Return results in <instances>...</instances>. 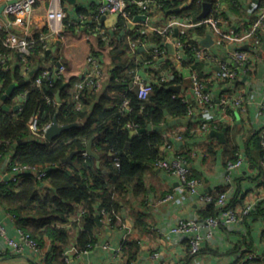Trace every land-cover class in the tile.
<instances>
[{
    "label": "trees",
    "instance_id": "16d2710c",
    "mask_svg": "<svg viewBox=\"0 0 264 264\" xmlns=\"http://www.w3.org/2000/svg\"><path fill=\"white\" fill-rule=\"evenodd\" d=\"M193 0L187 7L175 11L187 0H157L161 6L160 11L164 16H192L198 22L202 11V3ZM49 0H43L47 5ZM225 6L218 8L220 17L227 20V10L239 13L238 7L232 0H221ZM213 6L216 1H212ZM172 11L169 13L168 11ZM130 18L145 13L136 5L131 4L126 9ZM84 9H77L79 14H88ZM147 16H153V12H146ZM92 14L90 22L86 25L89 31L94 32V27L100 23ZM255 15L243 22V27L252 23ZM65 20V29L74 31V25H69ZM208 24L200 23L192 28L189 40L196 45L193 35L203 36ZM106 29V28H105ZM140 27L132 29L127 27L123 17L119 18L116 29L109 34V59L105 64L101 85L93 89H84L80 93L79 101L81 109H77L73 97V84L79 77H71L67 83L64 78L55 79L51 82L44 79L40 86L36 84L39 74L45 70H52L61 61L59 39L56 38L53 45H57L53 55L46 57L44 45L46 41L39 39L41 33H46L47 26L41 29H33L28 39L34 40L31 52L26 59L34 64V72H29L25 77L21 72L22 61L16 49L5 45L4 41L9 36L7 28L0 29V54L16 56V64L9 62L7 66L0 63V102L8 107L5 110L0 107V159L12 151L11 164L46 166L57 164V168L50 169L45 179V185L30 175H23L17 183L12 181L0 182V207L9 213L15 220L17 228L24 234L32 237L38 245L44 249L47 246L41 264H68L65 254L66 248L75 240L78 251L87 249L95 242V233L98 222L104 214L110 219L111 226H117L118 216L121 211V198L129 190L137 196H145L147 188L145 175L155 160L164 156L163 150L165 139L158 131L151 128L159 126L168 116L181 118L186 116L187 107L182 102L180 94L190 87V79L185 78L178 70L172 57L167 55L163 60L157 61L152 53L150 45L140 52V59L131 51L128 37L160 45L164 38L157 32L140 35ZM107 30V29H106ZM124 34L121 35V32ZM99 38V45L105 42ZM97 55L96 52L92 53ZM185 58L180 65L184 68H195L201 78L204 77L202 68L203 61L194 58L192 48L184 49ZM45 58L50 59L49 66L41 63ZM142 70L152 82V90L146 99H139L137 85L134 83L133 72ZM166 74V80L161 76ZM264 79V78H263ZM14 86L11 94L5 100H1L7 89ZM240 84H238L239 86ZM173 86H181V93L172 89ZM222 88L224 84L220 85ZM210 89L211 86L207 85ZM59 93L61 104L55 102L56 94ZM23 96L22 99L20 97ZM127 101L129 111L121 109L122 103ZM19 103L18 109H13ZM90 109V112L88 110ZM57 113V121L60 125L77 123L78 126L65 131L55 140L38 141L28 139L31 135L29 120L37 117V129L40 133L43 128L53 121ZM128 122L138 126L142 131L136 137L130 139L131 131L125 128ZM197 123L189 122L186 130L181 132L184 138L190 137L196 130ZM226 128L227 135L232 128L220 123L218 130ZM260 132L254 130L245 141L246 154L253 165H258L264 158V152L260 145ZM92 139V149L99 155L100 166L96 165L95 158L90 155L84 156L88 141ZM227 142L228 139L226 138ZM130 143L127 147V143ZM252 144V149L249 145ZM216 140L210 138L206 144L207 154H213ZM235 150L236 148H232ZM74 153L71 163L64 164L62 161L70 153ZM189 152L176 153L190 162ZM232 152V156H233ZM114 157L120 160L119 166L114 164ZM233 157H236L235 155ZM230 158V157H229ZM261 173L264 168L259 166ZM264 176V175H263ZM194 176L189 173L188 178ZM226 190L219 187L212 195L216 199L219 194ZM235 198L229 201L228 206L233 208ZM83 213L76 216L78 207ZM218 209L214 203L207 204L200 211V217L206 219L215 217ZM255 219L264 216V209L255 211ZM244 216L245 218H247ZM145 227L146 224L139 225ZM49 246L51 247L49 249ZM189 248V247H188ZM140 246L135 240H127L122 245L123 264L136 260ZM186 262L191 261V255ZM69 260V259H68Z\"/></svg>",
    "mask_w": 264,
    "mask_h": 264
},
{
    "label": "crops",
    "instance_id": "0c3cea01",
    "mask_svg": "<svg viewBox=\"0 0 264 264\" xmlns=\"http://www.w3.org/2000/svg\"><path fill=\"white\" fill-rule=\"evenodd\" d=\"M60 1L67 13V23L75 27L73 32L65 29L58 42L60 43L62 62L66 67L65 78L79 77L85 68L87 56L93 52L97 53L103 63L108 64L110 62L109 46L107 43L100 46L99 36L96 32L89 31V27L86 28V25L91 21L89 18L91 0ZM47 6L48 4L42 3L34 8L28 21L31 27L41 29L46 26ZM245 6L246 3H243L238 7L239 13L228 9L225 23L230 26H238L247 16ZM78 8L88 11V14L77 13ZM3 22L9 34L17 37L23 35V29L13 24L10 19L7 18ZM144 23L147 26L158 23L163 25V22L155 17L148 18L147 22H137L136 27H142ZM123 34L124 32H121V35ZM51 43L49 53L53 54L57 45H53L55 41ZM213 49V52L219 53L221 56L225 52L221 48L214 47ZM11 59L13 60V58ZM48 64L50 63L48 62ZM213 70L214 68L208 65L203 67L205 76L210 75ZM261 78L253 88H250L246 83H241L237 87L246 91L247 102L244 103L245 109L243 111L239 108H232L231 117H227L219 106H215L211 113L206 115L207 118L220 121L232 128L228 135L226 128H223L225 129V141L223 143L210 134L197 133L196 130L190 137L184 138L182 142L173 140L174 135L186 130L190 121L197 123L186 116L181 118L168 116L165 122L151 128L162 135L167 134L169 140H172L174 149L166 151L165 157L172 159L176 153L189 152L190 174L194 176L193 178H198L201 181L198 192L190 194L179 182L177 175H170L163 169L151 166L145 175L147 188L145 196L137 197L131 190L125 193L121 198L122 208L118 216L117 226H110L103 216L99 220L95 242L91 248L79 252L75 246V240H73L65 250L70 264H122V260L115 251L124 240H135L140 246L134 264H192L191 261L186 262L189 257L186 240H181L178 236L173 235L170 232L171 227L181 218L197 219L202 222L203 218L200 217V211L206 207L201 199L202 196L212 194L219 187L226 186L224 162L229 157L234 158V155L246 152L245 141L249 135L254 130L264 128V110L258 114L256 106L252 104V102L264 103V68ZM237 88L230 86L224 93L233 97L240 90ZM189 90L190 88L183 90V92H187L188 97L191 96ZM219 90L221 89L219 88ZM213 91L218 96V90L214 89ZM1 105H3L2 102H0ZM222 130L217 131L221 132ZM210 138H214L218 144L215 146L213 154L205 153L206 144ZM234 147L235 150L232 149ZM249 148L252 149V144L249 145ZM232 152L234 153L233 156ZM247 159L248 163L244 164L241 169L234 171L231 186L225 188L229 189V200L235 198V201L232 202L234 210L239 213L244 206L248 205L251 206L252 210L245 220L244 217H241L231 229L221 228L216 231L211 239L204 241L198 257L200 264H264V216L254 220L255 211L264 209V184L262 183L264 173H261L259 168V166L264 168V158L259 166L253 165L249 157ZM8 161L9 155L0 159V182L7 177L6 164ZM169 193L173 194V199L160 204L159 199ZM78 209L76 216H79L81 212L80 206ZM142 223L146 226H139ZM0 224L4 227L8 237L15 240L20 238V232L14 218L1 207ZM208 230L206 226L202 227L203 234ZM105 244L108 245V248L103 247ZM47 248L48 243L43 249V255ZM154 253H158L159 257L153 258ZM250 255H255L257 258L249 259ZM39 259V256L28 247L22 253H13L7 247L3 237L0 236V264H41Z\"/></svg>",
    "mask_w": 264,
    "mask_h": 264
},
{
    "label": "built area",
    "instance_id": "2783aa9c",
    "mask_svg": "<svg viewBox=\"0 0 264 264\" xmlns=\"http://www.w3.org/2000/svg\"><path fill=\"white\" fill-rule=\"evenodd\" d=\"M206 0L197 1L202 3ZM211 2V9L209 14L206 17L201 18L198 22H195L190 15L177 16L169 15L164 16L160 11V5L157 0H91L89 6L90 11L89 16L92 14L97 22L100 21L95 27L94 32L108 44L109 34L113 33L116 29L117 24L108 29L104 27L101 22V17H109L112 14H118L119 18L123 17L127 23L132 20L129 17L126 9L129 5L134 4L139 9L146 12H153V16H147L145 13L139 15L147 16V20L152 18H159L163 25L160 23L156 25L147 26L146 23L140 27L138 33L140 35L148 34L150 32H157L162 35L164 38L163 42L158 44H153L148 42V40H139L132 37H128V42L131 48V51L136 54V58L140 59V53L138 52L139 48H146L147 46L151 47V53L153 57L157 60H163L167 55L174 58L180 64L181 61L185 58L184 49L192 48L194 58L197 61H203L205 66H211L214 68L213 72L210 75H204L203 78L199 76L198 71L195 68L186 67L190 70V94L188 97L187 92L181 93L180 86V97L182 102L186 104L187 111L186 117L190 120H195L197 122L196 132L202 134H209L210 131H217L220 121L209 119L206 117L215 106H219L227 115L231 117L232 108H239L241 111L245 109L244 103L246 100V91L245 89L237 88L238 84L244 83L243 78L246 80V84L250 88L255 87V85L260 81L258 77L259 64L262 63L264 66V50L262 49L263 39H264V0H232L233 4L241 2V4L246 3L245 14L248 18L245 17V20H242L238 26H230L225 23V21L220 17V12L218 8L225 6L221 0H209ZM212 1H216L213 6ZM43 0H0V5L5 4V7L2 11L4 18H0V29L6 27L3 22L7 18L10 21L21 27L23 29V35L17 37L13 34H9L7 39L4 41L5 45L16 49L19 53V58L22 61L21 72L25 77H28L29 72H34V64L26 59L31 52L32 45L34 40L28 39L30 32L33 29H40L36 27H31L28 23L31 12L37 6L41 5ZM203 9V7H202ZM202 12V11H201ZM201 14V13H200ZM254 14L256 19L250 23L247 28L243 27V22L249 19V16ZM67 19V13L61 6L60 0H49L48 6L46 8V26L48 30L46 33H41L39 39L41 41H46L44 49L46 50V57L51 55L47 53L50 51L52 41L56 38L60 39L64 30H65V20ZM144 21V22H147ZM206 23L208 28L206 33L203 36H198L197 34L193 35V39L196 40V45L191 43L189 40L190 33L189 31L197 26V24ZM136 26V25H135ZM31 30L29 31V28ZM129 28V27H128ZM177 30V35L174 36V32ZM124 32V31H122ZM207 34L211 35L213 44L210 47H204L200 44L199 40L206 37ZM167 44H171L173 47V53L169 52ZM214 47L224 49L225 52L221 56L219 53H215ZM246 47V48H244ZM54 49V48H53ZM53 55V54H52ZM13 58V60L11 59ZM9 62L16 64V56L0 54V63L4 66H7ZM51 60H46L43 58L41 63L45 66H49ZM105 63L96 55L92 53L89 54L85 60V68L83 69L79 79L73 84V97L77 104V109L82 108V104L79 101L80 93L84 89H93L101 85L103 80ZM204 66V67H205ZM65 65L63 62L58 61L57 66L53 67L52 70L45 69L43 70L36 79V84L41 85L44 79H47L50 84L53 80L64 78L65 83L69 81L70 78H65ZM203 71V68H202ZM134 78L133 81L137 85V95L139 99H146L149 93L152 90V82L149 79V76L142 70H136L133 72ZM77 77V76H76ZM167 75L164 74L161 76L162 81L167 79ZM224 84L223 88L220 86ZM207 85H210L211 88L208 89ZM230 86H234L237 89H240L238 93L231 97L224 93L226 89H229ZM219 88L221 90H219ZM214 89L218 90V96L215 95ZM23 96L20 97L22 99ZM55 102L60 105L56 98ZM257 113H261L264 110V103H255ZM19 105V103H17ZM20 106V105H19ZM121 109L123 111H129L130 106L127 101L122 103ZM37 117L34 116L29 120V129L31 135L29 139H35L38 141L46 140L44 137L45 130L50 126L47 125L43 128V132L37 129ZM125 128L130 131H139L138 126L132 122H128L125 125ZM165 139V144L163 150L172 151L174 146L172 140H169L168 135H162ZM173 140L182 142L184 137L182 134L177 133L174 135ZM260 145L264 152V128L260 132ZM9 161L6 164L7 177L2 182L12 181L17 183L23 175H30L36 180L41 181L42 185H45V179L47 173L50 169L57 168V164H49L46 166H37V165H27V164H17L10 166L11 164V155L12 151L8 153ZM84 156L89 154L86 152L83 153ZM175 157L169 159L165 156L160 155L153 166L163 169L166 173L170 175H177L179 182L186 188L190 194H196L198 192V187L201 184V181L198 178H188L190 169L187 161L181 157L174 155ZM114 164L119 166L120 160L118 157H114ZM248 163L246 152H241L236 154L234 158H227L224 162V182L225 187H230L233 181V173L236 170H239L243 167L244 164ZM262 183L264 184V176L262 177ZM46 186V185H45ZM173 199V194H166L163 198L159 199V203H165ZM204 203L210 204L214 203L218 209L217 216L208 217L203 219L202 222H199L197 219H187L181 218L176 221V223L171 227L170 232L178 236L181 240L185 239L186 244L188 245L189 254L191 255L192 264H200L198 257L202 251L203 243L206 239H211L213 235L219 229H231L241 217H244L250 213L252 210L251 206H244L243 209L238 213L233 208L228 206L229 204V189H226L224 192L219 194L215 199L212 194H207L201 198ZM83 213L81 209L80 214ZM107 222L110 225V219L107 215ZM111 226V225H110ZM206 226L209 230L203 234L202 227ZM20 238L15 240L6 235L4 227L0 224V236L3 237L7 247L15 254L22 253L23 250L28 247L33 252L39 256V260L43 257V249L38 245V243L30 237L28 234H24L20 231ZM127 240L122 241L121 245L115 251L116 255L121 257L122 245ZM93 245V244H92ZM92 245H89L87 249L91 248ZM104 248H108V245H103ZM85 249V250H87ZM84 251V250H83ZM81 252V251H79ZM159 257L158 253L153 254V258ZM257 258V256L250 255L249 259ZM67 263L70 264V260L66 259ZM135 260L131 261L128 264H134ZM123 264V260L121 262Z\"/></svg>",
    "mask_w": 264,
    "mask_h": 264
},
{
    "label": "water",
    "instance_id": "95a60500",
    "mask_svg": "<svg viewBox=\"0 0 264 264\" xmlns=\"http://www.w3.org/2000/svg\"><path fill=\"white\" fill-rule=\"evenodd\" d=\"M71 2H73L74 0H69ZM193 0H187L186 3H184L183 5H181L179 8L175 9V11H178V10H181L185 7H187ZM5 7V4H2L0 5V18H4V15L2 13L3 9ZM211 9V2L209 0H206L203 2V9H202V12L201 14L199 15L200 18H203V17H206L208 14H209V11ZM169 13H171L172 11H168ZM147 20V16L145 15H137L135 16L134 18H132V20L128 23V27L130 29L134 28L136 23L137 22H140V21H146ZM119 21V16L118 14H112L110 15L109 17H106V16H102L101 17V22L102 24L107 27V28H112L114 27ZM123 33V32H122ZM177 35V30H175L174 32V36ZM200 44L204 47H210L212 46L213 44V40L211 38V35L210 34H207L206 37H204L203 39H200L199 40ZM167 47L169 49V52L170 53H173V47L171 44H167ZM246 48V47H244ZM262 49L264 50V39H263V44H262ZM144 48H139L138 49V52L140 53L141 51H143ZM47 53H49V51H47ZM173 63L175 65H177V68L178 70L181 72V74L185 77V78H188L190 76V70L187 69V68H184L182 67L178 61H176L174 58H171ZM263 64L260 63L259 64V71H258V77L261 78L262 76V72H263ZM244 81V83L246 82V80L243 78L242 79ZM13 85L11 87H9L7 89V91L5 92V94L2 96V101L6 99L7 96H9L11 94V91L13 89ZM172 89L176 92H179L180 91V86H173ZM56 100L57 102L60 104L61 103V99H60V96H59V93L56 94ZM1 108L5 109V110H9L8 107L6 105H1L0 106ZM19 108V105H15L13 107V109H18ZM78 124L77 123H69V124H64V125H60L57 121V113L55 114V116L53 117V121L51 122L50 126L45 130V133H44V137L47 141L51 142L53 140H55V138H57L58 136H60L62 133H64L65 131H68L72 128H75L77 127ZM224 131L225 129H223L221 132H218V131H210V135L211 136H214L218 139L221 140V142L223 143L225 141L224 139ZM140 132H142L141 130L140 131H131L130 133V139H132L133 137H136L140 134ZM129 142L127 143V147L129 146ZM86 151L87 153L95 158L96 160V165L97 166H100V160H99V155L96 154L93 149H92V139H90L87 143V147H86ZM74 153H70L65 159H63V163L64 164H69L71 163V160H72V157H73ZM99 224V222H98ZM263 262H264V257H263Z\"/></svg>",
    "mask_w": 264,
    "mask_h": 264
},
{
    "label": "bare ground",
    "instance_id": "6f19581e",
    "mask_svg": "<svg viewBox=\"0 0 264 264\" xmlns=\"http://www.w3.org/2000/svg\"><path fill=\"white\" fill-rule=\"evenodd\" d=\"M261 257V256H260Z\"/></svg>",
    "mask_w": 264,
    "mask_h": 264
}]
</instances>
